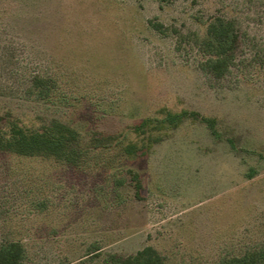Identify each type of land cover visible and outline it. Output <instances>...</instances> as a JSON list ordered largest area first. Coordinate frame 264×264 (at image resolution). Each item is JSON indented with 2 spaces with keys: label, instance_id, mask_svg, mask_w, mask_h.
<instances>
[{
  "label": "rangeland",
  "instance_id": "rangeland-1",
  "mask_svg": "<svg viewBox=\"0 0 264 264\" xmlns=\"http://www.w3.org/2000/svg\"><path fill=\"white\" fill-rule=\"evenodd\" d=\"M213 16L240 35L222 78L194 42ZM35 73L56 78L50 98ZM163 108L214 117L221 136L187 118L140 156L91 148L142 143L134 124ZM0 115L61 120L89 148L79 167L0 153V243L21 240L26 264H107L145 245L165 264H215L264 241V0H0Z\"/></svg>",
  "mask_w": 264,
  "mask_h": 264
},
{
  "label": "trees",
  "instance_id": "trees-1",
  "mask_svg": "<svg viewBox=\"0 0 264 264\" xmlns=\"http://www.w3.org/2000/svg\"><path fill=\"white\" fill-rule=\"evenodd\" d=\"M149 23L158 32L166 33L163 23L152 20ZM194 35V42L203 56L199 62L200 68L215 78L224 77L234 65L239 45L240 35L235 22L222 16H213L208 21L204 34ZM29 82L32 92L40 99L50 98L57 86L55 77L40 73L33 74ZM160 112L161 117H144L134 124L133 132L137 136L146 135L147 140L142 143L129 140L122 144L121 139H115L114 135H103L91 138V148L101 149L115 142L120 143L123 154L140 156L163 139V132L179 126L187 118L201 120L215 137L221 136L214 117L188 109L171 111L163 108ZM80 137L75 127L58 119H52L39 127H27L0 115V153L41 157L79 167L86 161L89 150L83 146ZM228 141L234 147L233 140ZM130 172L135 180V196L141 198L142 182L139 173ZM98 250L100 248L96 246L93 252ZM25 257V246L21 240L12 239L0 243V264H26ZM105 261L107 264H165L164 256L153 245H145L128 255L108 253ZM215 264H264V241L257 248L246 250L240 255L224 257Z\"/></svg>",
  "mask_w": 264,
  "mask_h": 264
}]
</instances>
